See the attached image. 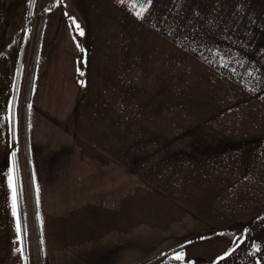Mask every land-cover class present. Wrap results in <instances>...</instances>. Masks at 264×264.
Listing matches in <instances>:
<instances>
[{
    "label": "rangeland",
    "instance_id": "374dc122",
    "mask_svg": "<svg viewBox=\"0 0 264 264\" xmlns=\"http://www.w3.org/2000/svg\"><path fill=\"white\" fill-rule=\"evenodd\" d=\"M50 1L63 0H34L31 5L29 0H0V222L10 224L15 251L20 243L19 200L30 264L40 262L32 218L37 195L33 174L39 178L42 204L51 202L53 188L70 187L77 199L86 200L90 190L106 187L112 201L121 185L126 194L138 183L141 192L150 185L160 201L167 171L177 174L182 158L202 155L206 142L250 138L254 142L264 137V0H152L151 4L103 0L102 13L116 20L109 28L118 30L116 60H122L124 67L122 101L118 81L117 92L108 93L117 95V109L106 107L99 118L79 116L74 152L70 148L65 155L69 163L43 166L33 159L27 122L24 132L23 100L39 46L40 12ZM82 57L79 46V68ZM96 157L121 158V178L109 173L103 179L104 166L95 163ZM48 173H59L65 180L45 181ZM38 243L41 264H47ZM168 258L161 255L146 264H162ZM12 261L0 258V264Z\"/></svg>",
    "mask_w": 264,
    "mask_h": 264
},
{
    "label": "crops",
    "instance_id": "0c3cea01",
    "mask_svg": "<svg viewBox=\"0 0 264 264\" xmlns=\"http://www.w3.org/2000/svg\"><path fill=\"white\" fill-rule=\"evenodd\" d=\"M102 2L63 0L43 5L25 111L33 159L43 166L69 163L65 155L70 148L74 152L79 116L99 118L106 107L117 109V95L108 93L117 92L118 81L122 101L124 67L122 60H116L118 30L109 28L116 20L102 13ZM103 29L110 31L108 35ZM119 47L122 52L121 40ZM252 139L220 140L210 146L206 142L202 155L182 158L177 174L167 171L160 201L150 185L141 192L136 181L126 194L121 185L112 201L106 187L90 190L86 200L77 199L75 189L69 187L53 188L51 202L42 204L39 178L33 174L36 226L47 264H146L161 255L180 254L181 264H264V137ZM102 159L94 160L104 166L103 179L109 173L121 178L123 160ZM46 176L44 180L51 183L65 180L59 173ZM63 196L66 199H60ZM7 225L0 222V258L24 263L20 233L15 252Z\"/></svg>",
    "mask_w": 264,
    "mask_h": 264
},
{
    "label": "trees",
    "instance_id": "16d2710c",
    "mask_svg": "<svg viewBox=\"0 0 264 264\" xmlns=\"http://www.w3.org/2000/svg\"><path fill=\"white\" fill-rule=\"evenodd\" d=\"M52 5H49L46 7V9H49L51 8ZM40 14L42 15L43 14V11L40 12ZM40 15V16H41ZM37 44H35L36 46ZM36 49V47H35ZM34 63H35V58H33V60L31 61V65H30V69H29V76H28V80H27V87H26V90H25V94H24V104H23V110H24V115H23V128H24V132H25V127H24V124H25V111H26V108H27V104L29 102V99H30V88H31V79L33 78V75H34ZM32 186H31V190H32ZM17 208H18V219L20 221V225H21V229H20V240H21V249H22V255L24 257V264H28L29 262V258L27 257L28 255V251H27V244H26V236H25V223H24V220H23V217H24V213H23V210L22 208H20V203H19V200L17 201ZM32 218H33V226H34V231L36 233V237H37V254L39 255L38 256V261L39 264H41V248L38 246V241H40V236L38 234V229L36 228V214L35 212L33 211L32 212ZM28 261V262H27ZM182 261L176 259V258H168L166 259L162 264H181ZM30 264V262H29Z\"/></svg>",
    "mask_w": 264,
    "mask_h": 264
},
{
    "label": "snow or ice",
    "instance_id": "6c2138e0",
    "mask_svg": "<svg viewBox=\"0 0 264 264\" xmlns=\"http://www.w3.org/2000/svg\"><path fill=\"white\" fill-rule=\"evenodd\" d=\"M119 2L123 3L124 0H119ZM33 3H34V0H29V4L30 5L33 4ZM145 3L151 4L152 0H145ZM143 11H144V9H142L140 12H137V15L138 16H142L143 15ZM76 27L79 28V25L77 24ZM80 34L83 35V31L82 30H81ZM15 207H16V188H15V185L13 184V208L15 209ZM16 228H17V233L19 234L20 229H21V225H20L19 219L17 220ZM176 259H178V260L183 259V255L182 254L178 255L176 257ZM221 259H223V257Z\"/></svg>",
    "mask_w": 264,
    "mask_h": 264
}]
</instances>
